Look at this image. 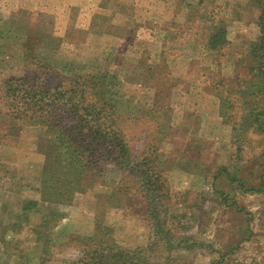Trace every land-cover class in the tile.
<instances>
[{
    "label": "rangeland",
    "instance_id": "rangeland-1",
    "mask_svg": "<svg viewBox=\"0 0 264 264\" xmlns=\"http://www.w3.org/2000/svg\"><path fill=\"white\" fill-rule=\"evenodd\" d=\"M262 11L264 0H0V264L111 262L113 242L136 250L126 264H264V192L238 183L258 186L264 134L241 128L237 94L259 98L248 72ZM212 20L227 30L216 50ZM36 61L52 66L39 79L98 73L134 155L158 144L169 196L147 199L112 166L81 182L67 171L43 178L48 126L13 119L1 102L3 82Z\"/></svg>",
    "mask_w": 264,
    "mask_h": 264
},
{
    "label": "trees",
    "instance_id": "trees-1",
    "mask_svg": "<svg viewBox=\"0 0 264 264\" xmlns=\"http://www.w3.org/2000/svg\"><path fill=\"white\" fill-rule=\"evenodd\" d=\"M261 1L256 0L260 4ZM211 24L207 44L209 48L216 50L227 41V30L221 20H212ZM260 24L261 37L250 52L255 63L249 66L248 72L253 73L249 80V89L254 94L257 91L259 98H250L248 96L250 92L244 91L242 87L237 94L239 107L242 110L239 120L241 128L248 131L254 129L264 134V11L260 15ZM32 67L33 73L3 82L1 102L13 119L48 126L50 137L43 178H46L50 172L57 175L67 171L68 174L74 173L81 182L85 172L100 174L108 166H112L118 168L121 173L131 172L132 176L136 177L135 185L140 181L141 188L145 189L144 192L140 190V193L147 199L151 197L153 200L164 199L170 195L167 179L165 175H161L155 164L154 157L159 153L158 144L152 142L139 157L134 155L130 139L122 128L124 118L120 116L116 106L105 99L104 89L100 87L103 83L102 78H98V73H83L82 68L64 73L51 69V73L55 74L54 78L39 79L34 77V74L52 66L36 61ZM255 79L260 80L257 87ZM220 81L224 82L218 79V82ZM226 85L224 82L223 87H226L229 93L235 88ZM217 95L224 110L235 107V103L228 97L218 92ZM226 121L228 122V119ZM63 144H66L68 149L65 158L58 154ZM224 171L226 168H220L214 178L217 179ZM125 179L121 178L119 181L121 191L124 188L128 190V185L123 186L127 181ZM231 180L235 182L238 179L234 177ZM238 183L244 193L264 192V161L258 186L246 188L245 183L241 181ZM158 192L159 195L156 194ZM100 243L103 244L102 241ZM107 249L114 251L111 262H107L102 255L101 258L92 257L86 264H126L125 258L136 252L114 242Z\"/></svg>",
    "mask_w": 264,
    "mask_h": 264
}]
</instances>
